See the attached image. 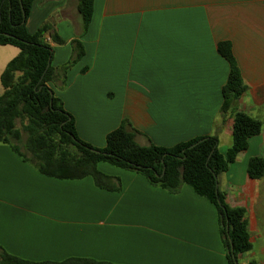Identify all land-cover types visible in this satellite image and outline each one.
Wrapping results in <instances>:
<instances>
[{
    "label": "crops",
    "instance_id": "obj_1",
    "mask_svg": "<svg viewBox=\"0 0 264 264\" xmlns=\"http://www.w3.org/2000/svg\"><path fill=\"white\" fill-rule=\"evenodd\" d=\"M44 23L64 41H49L52 68L71 59L74 40L84 48L48 85L78 137L95 148L126 121L141 146L214 135L224 154L232 135V119L220 116L229 65L217 44L230 43L247 87L238 108L262 131L217 188L230 208L246 212L251 249L239 264H264V176L246 172L249 159L264 158V0H93L84 32L76 0H33L26 29ZM18 52L0 45V76ZM97 170L117 178L120 190L98 189L90 177H45L0 144V248L33 263L227 264L215 208L188 185L173 195L106 163Z\"/></svg>",
    "mask_w": 264,
    "mask_h": 264
},
{
    "label": "trees",
    "instance_id": "obj_2",
    "mask_svg": "<svg viewBox=\"0 0 264 264\" xmlns=\"http://www.w3.org/2000/svg\"><path fill=\"white\" fill-rule=\"evenodd\" d=\"M32 3L33 0H0V45L19 50L0 76L3 90L0 94V144L9 146L13 153L45 177L57 180L90 177L95 187L109 192H118L120 182L99 172V163L138 174L149 185L173 195L179 193L182 185H188L198 197L214 206L227 264H239V256L251 249L246 212L226 204L225 195L217 188V177L247 149L249 139L261 133L262 124L238 108V101L247 87L230 43L217 44V53L229 65L221 91L220 116L232 119V135L231 145L224 154L219 152L214 135L169 148L152 143L141 146L135 140L137 132L126 121L107 134L103 148H95L78 137L73 117L64 110L61 100L54 97L48 85L56 79L57 71L63 74L83 57L84 48L74 40L72 57L67 64L57 70L51 65L47 68L53 53L50 42L62 45L64 41L50 23L42 24L34 33L27 31L25 23ZM76 10L84 32L92 17L93 0H76ZM246 172L253 180L262 178L264 158L249 159ZM0 264L109 263L91 259L33 263L0 248Z\"/></svg>",
    "mask_w": 264,
    "mask_h": 264
},
{
    "label": "rangeland",
    "instance_id": "obj_3",
    "mask_svg": "<svg viewBox=\"0 0 264 264\" xmlns=\"http://www.w3.org/2000/svg\"><path fill=\"white\" fill-rule=\"evenodd\" d=\"M24 139H25V135L23 134V140H24ZM21 151H23L22 148H21Z\"/></svg>",
    "mask_w": 264,
    "mask_h": 264
},
{
    "label": "water",
    "instance_id": "obj_4",
    "mask_svg": "<svg viewBox=\"0 0 264 264\" xmlns=\"http://www.w3.org/2000/svg\"><path fill=\"white\" fill-rule=\"evenodd\" d=\"M49 65H50V61H48L47 68L49 67Z\"/></svg>",
    "mask_w": 264,
    "mask_h": 264
}]
</instances>
